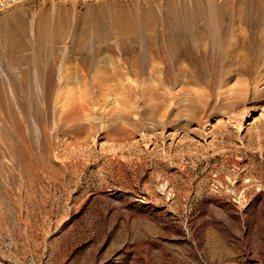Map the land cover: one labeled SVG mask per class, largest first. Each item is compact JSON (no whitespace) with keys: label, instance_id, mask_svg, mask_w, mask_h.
<instances>
[{"label":"rangeland","instance_id":"1","mask_svg":"<svg viewBox=\"0 0 264 264\" xmlns=\"http://www.w3.org/2000/svg\"><path fill=\"white\" fill-rule=\"evenodd\" d=\"M97 1L0 0V264H245L264 234V0H134L127 8L158 14L149 26L138 19L130 40L114 35L113 51L81 29ZM171 1L176 23L164 14ZM72 43L86 52L62 72ZM47 61L59 83L49 136ZM9 112L35 143L41 180L13 152L25 146Z\"/></svg>","mask_w":264,"mask_h":264},{"label":"bare ground","instance_id":"2","mask_svg":"<svg viewBox=\"0 0 264 264\" xmlns=\"http://www.w3.org/2000/svg\"><path fill=\"white\" fill-rule=\"evenodd\" d=\"M134 0H111V2H112V6L114 5V7L113 8H110V9H108L107 8V6L105 5V2H104V0L102 1V0H100L99 2L97 1V3H99V4H97L98 6H96V5H94V6H96V7H94V10H95V12L93 11V8L92 9H90L89 11L92 13H89L88 12V16L86 17V19L85 20H83V26H82V24H81V27H83V28H81V27H79V28H81V29H83V35L85 34V35H87V33L91 30V31H94V34L96 35V36H98V38L99 39H101L102 41H105V43H107V46L109 47L108 49H110L111 51H113V48L110 46V44H109V40L110 39H112L113 37H114V35H115V37L117 38H119V39H121V40H130V39H132V38H134L135 37V35H136V33H137V31H136V33H135V25L137 24V20L138 19H142V20H140L141 21V24H143V21L149 26L150 24H152L151 22H152V19H153V17L154 16H156L157 14H158V12H157V10H156V8L154 9V7H156V6H154L153 8H151V7H145L146 9H144V8H142L141 6H140V12L139 13H137L136 12V10H137V8H136V10H134V7H130L129 8V6H128V8H127V4L129 3V5H133V4H135V2H133ZM186 1V0H185ZM106 2H108V0H106ZM93 3V2H92ZM95 3V2H94ZM109 3V2H108ZM137 3V2H136ZM178 3V2H177ZM239 3V2H238ZM96 4V3H95ZM142 5V4H141ZM109 6V5H108ZM135 6V5H134ZM151 6V5H150ZM88 7H90V5L88 6ZM154 10H156V12L154 11ZM176 5H175V3H172V1H171V3H170V6H168V8H167V12H164V14L165 15H167V16H171V18H172V20L173 21H177V15H176ZM62 13H63V11H62ZM157 13V14H156ZM67 14L65 13L64 14V17L66 16ZM171 20V21H172ZM45 21H47V20H45ZM44 21V22H45ZM176 21H175V23H176ZM49 22V21H48ZM46 23V22H45ZM44 23V24H45ZM63 24H64V22H62ZM61 23V24H62ZM172 23V22H171ZM139 24V23H138ZM138 24H137V26H138ZM140 25V24H139ZM136 26V28H139V27H137ZM49 27V26H48ZM47 26H45L44 28H43V30H41L40 31V34L38 35V40H37V42H38V45H37V47H44L43 46V44L45 43V42H47V31H50V30H48L47 28H48ZM152 27V26H151ZM78 28V27H77ZM149 28V27H148ZM81 29H79V30H81ZM79 30H76V32L78 31L79 32ZM55 31V30H54ZM90 31V32H91ZM234 31V30H233ZM77 32V34L76 35H78L79 33ZM58 33V32H57ZM57 33H56V31H55V34L57 35ZM236 33V32H235ZM55 34H54V36L53 37H55ZM93 34V33H92ZM93 34V35H94ZM172 34V33H171ZM174 34V33H173ZM172 34V35H173ZM233 34V33H232ZM76 35H74V37H76ZM82 35V36H83ZM11 36V35H10ZM78 36H80V35H78ZM88 36H90V35H88ZM87 36V37H88ZM235 36V35H234ZM5 38H6V36H5ZM49 38V37H48ZM56 38V37H55ZM80 38V37H79ZM84 38H85V36H84ZM84 38H80L81 39V42H83L85 39ZM194 38H196V36H194ZM233 38V37H232ZM11 39V38H10ZM12 39H14V38H12ZM74 39V38H73ZM76 39V38H75ZM193 39V38H192ZM239 39V38H238ZM17 40H19V39H17ZM53 40V42H54V40L55 39H52ZM87 40V39H86ZM113 40H114V38H113ZM170 40V39H169ZM190 40V39H189ZM234 40V39H233ZM8 41V40H7ZM16 41V40H15ZM89 41V40H88ZM196 41V40H195ZM9 42H10V40H9ZM53 42H52V46L51 47H54L53 46ZM75 43H76V41H74ZM201 42H202V40H201ZM234 42V41H233ZM237 42V41H236ZM235 42V43H236ZM48 43H49V41H48ZM79 43H80V41H79ZM86 43V42H85ZM84 43V44H85ZM187 43V45H188V42H186ZM238 43V42H237ZM240 43V42H239ZM243 43H245V42H243ZM37 44V43H36ZM78 44V43H77ZM81 44V43H80ZM79 44V45H80ZM86 44H88V43H86ZM109 44V45H108ZM122 44V43H121ZM234 44V43H233ZM18 45V44H17ZM48 45V44H47ZM79 45H77L78 46V48L76 47V44H73L72 43V47L71 48H69L68 49V52H66V54H68L69 53V55H67V58L69 59V57L71 58H74L75 57V55L77 54V51L79 50V48H82L83 49V47H85L83 44H82V46L83 47H79ZM89 45V44H88ZM232 45V43L230 44V46ZM23 46H25V45H23ZM123 46V45H122ZM237 46H238V44H237ZM247 46V45H246ZM246 46H244L245 48H247V50H248V47H246ZM87 47V46H86ZM171 47H174L175 48V46H172L171 45ZM251 47V46H250ZM249 47V48H250ZM19 48V47H18ZM18 48H16V49H18ZM26 48H27V46H26ZM187 48V47H186ZM190 48V47H189ZM188 48V49H189ZM253 48V47H252ZM21 49H22V47H21ZM28 49V48H27ZM47 49V48H46ZM56 49V48H55ZM54 49V50H55ZM78 49V50H77ZM85 49V48H84ZM123 49H124V46H123ZM151 49V48H150ZM201 49V48H200ZM221 49V48H220ZM237 49H239V48H237L235 45H234V47H231L230 48V50L232 51V52H237L238 50ZM244 49V48H243ZM15 50V49H14ZM19 50H20V48H19ZM23 50V49H22ZM22 50H20V52L22 51ZM25 51H28V50H26V49H24ZM39 50V49H38ZM42 50V49H41ZM51 50H53V49H51ZM59 50H61V49H58V52H59ZM81 50V49H80ZM79 50V51H80ZM85 50H88V49H85ZM152 50H153V48H152ZM239 50H241V49H239ZM254 50V49H253ZM252 50V51H253ZM16 52H18V50H15ZM44 51V50H43ZM84 51V50H83ZM123 51H125V50H123ZM189 51V50H188ZM228 51V50H227ZM245 51V50H244ZM19 52V53H20ZM34 52H35V50H34ZM33 52V53H34ZM37 52V51H36ZM40 51H38L37 53H39ZM42 52V51H41ZM52 52V51H51ZM50 52V53H51ZM81 52V51H80ZM84 52H86V51H84ZM84 52H81V54L83 53L84 54ZM88 52H89V50H88ZM189 52H191V51H189ZM230 52V51H229ZM231 52V53H232ZM254 52V51H253ZM26 53V52H25ZM43 53H45V52H43ZM56 53H57V50H56ZM53 54H55V52L53 53ZM58 54H60V53H58ZM57 54V55H58ZM81 54H78V55H81ZM87 54V53H86ZM153 54V53H152ZM191 54V53H190ZM25 55V54H24ZM31 55V54H30ZM45 54H43L42 56H44ZM103 55V54H102ZM21 56H23V55H21ZM37 56H39V54L37 55ZM40 56H41V54H40ZM41 56V57H42ZM51 56H53L52 55V53H51ZM69 56V57H68ZM83 56V55H82ZM81 56V57H82ZM87 56V55H86ZM24 57H26V55L24 56ZM57 57V56H56ZM66 57V56H65ZM155 57V56H154ZM37 58V57H36ZM43 58V57H42ZM50 58V57H49ZM71 58V62H72V59ZM16 59V58H15ZM29 59V58H28ZM38 59V58H37ZM40 59V58H39ZM44 59V58H43ZM46 59V58H45ZM57 59V58H56ZM64 60H65V58H63ZM68 59L66 60V61H63L62 63H61V65H60V68L62 67V72H69V70H71V69H73L74 67H75V65L76 64H73V62H72V65H71V63L68 61ZM85 59V58H84ZM127 59V58H126ZM23 60H25V58L23 59ZM47 60V59H46ZM52 60V59H51ZM55 59H53V61H54ZM247 62H249L248 61V57H247ZM29 61H31V63H32V58L29 60ZM28 61V62H29ZM88 61V60H87ZM108 61V60H107ZM230 61V60H229ZM33 62H34V60H33ZM55 62V61H54ZM79 62V61H78ZM247 62H246V64H247ZM22 63V62H21ZM26 63V62H25ZM38 64L40 63L39 61L37 62ZM37 63H36V65H37ZM50 63H52V61L50 62ZM56 63V62H55ZM77 63V62H76ZM98 63V62H97ZM101 63V62H100ZM197 63H198V61H197ZM196 63V64H197ZM251 63V62H250ZM29 64V63H28ZM33 64V63H32ZM32 64H30V65H32ZM34 64H35V62H34ZM47 65H45L44 67H42L41 69H40V71H42L43 73H46V75H45V79H46V86H45V89H44V96H43V99L45 98V100H44V107H45V110H46V118H47V122H45L46 121V119H44L45 121V126H44V135L45 136H47L48 135V133H50L49 132V116H48V106H49V102L51 101V100H53L52 98L54 97V91L58 88H56V86H59V83H55L56 82V80L54 81L53 80V78H52V71H53V69H52V66L49 64V62L47 61V63H46ZM49 64V65H48ZM57 64V63H56ZM200 64V63H199ZM213 64V63H212ZM243 64V63H242ZM24 65V64H23ZM26 65H27V63H26ZM29 65V68L31 67ZM80 65H84V64H80ZM80 65H79V67H80ZM93 65V64H92ZM95 65H96V63H95ZM106 65V64H105ZM124 65V64H123ZM198 65V64H197ZM250 65V64H249ZM33 66V65H32ZM40 66H41V64H40ZM55 66H58V65H55ZM97 66V65H96ZM232 66V65H231ZM243 66V65H242ZM245 66H247V65H245ZM251 66V65H250ZM28 67V66H27ZM83 67V66H82ZM95 67V66H94ZM248 67V66H247ZM87 68H89V67H87ZM249 68V67H248ZM33 69V68H32ZM35 69V68H34ZM96 69V68H95ZM102 69V68H101ZM28 70V69H27ZM39 70V69H38ZM37 70V71H38ZM20 71V70H19ZM72 71V70H71ZM25 72H27L28 73V71H25ZM54 72V71H53ZM83 72V71H82ZM34 73V72H33ZM39 73V72H38ZM63 74V78H62V80H61V83L60 84H62V85H64V86H66V85H70L69 84V82H70V80H69V78H70V76H67L68 74ZM70 73V72H69ZM30 74H32L31 73V71H30ZM30 74H28V75H30ZM76 74V73H75ZM70 75V74H69ZM21 76V75H20ZM33 76V75H32ZM80 76V75H79ZM29 77H31V76H29ZM42 77V76H41ZM76 77H77V75H76ZM83 77V76H82ZM44 78V77H43ZM39 80H42V79H40V78H38ZM84 79V78H83ZM96 79H98V78H96ZM113 79V78H112ZM38 80V81H39ZM85 80V79H84ZM43 81V80H42ZM77 81V80H76ZM96 81V80H95ZM33 82V81H32ZM85 82H87L86 80H85ZM84 81H83V84L85 83ZM12 83H14V82H11V84ZM16 83V82H15ZM31 83V82H30ZM14 85V84H13ZM27 92L28 93H30L31 91H33L34 89H35V87H33V90H31V87H30V85H29V83H27ZM32 85H34L33 83H32ZM31 85V86H32ZM43 85V84H42ZM40 87V86H39ZM16 89V88H15ZM17 90V89H16ZM99 90V89H98ZM3 91V90H2ZM2 91H0V101H1V98H2ZM58 91H61V89H60V87H59V90ZM57 91V92H58ZM3 92H5V91H3ZM9 92V91H8ZM65 92V91H64ZM73 92V91H72ZM18 93V92H17ZM25 93V92H24ZM27 93V94H28ZM34 93H35V96H33V97H36V92H35V90H34ZM70 93V92H69ZM5 94V93H4ZM3 94V95H4ZM18 95V94H17ZM25 95V94H24ZM69 95V94H68ZM72 95H73V93H72ZM6 96V95H5ZM10 96V95H9ZM61 95L59 94V97H60ZM81 96H82V94H81ZM84 96V95H83ZM18 97H20V96H18ZM31 97H32V93H31ZM79 97V96H78ZM5 98H7V97H5ZM9 98V97H8ZM11 98V97H10ZM41 98V97H40ZM56 99H57V101H56V103L57 102H62V99H61V101L60 100H58V98H57V96L55 97ZM73 98H74V96H73ZM76 98H77V96H76ZM80 98V97H79ZM55 99V100H56ZM80 99H82V98H80ZM21 100V99H20ZM24 100V99H23ZM30 100H32L30 103V105H32V102H33V106H34V102L36 103V99H34V98H31ZM29 100V101H30ZM39 100L40 99H38V102H39ZM54 100V101H55ZM5 101H7V100H5ZM40 101H42V99L40 100ZM73 101V103H75L74 105H70V107H71V109H72V111H75V110H73V108L75 107V105H76V110L78 111V109L79 110H83V109H81V108H83L84 107V105H83V101H82V103L80 102V100H79V102H80V107L77 109V107H78V104L79 103H77L78 102V100H72V98H71V102ZM76 101V102H75ZM8 102V101H7ZM27 103H28V101H26ZM64 102V101H63ZM62 102V103H63ZM67 103L68 102H70V101H66ZM2 103V102H1ZM19 103V102H18ZM27 103H26V105H27ZM42 103V102H41ZM61 103V104H62ZM65 103V102H64ZM63 103V104H64ZM85 103V102H84ZM5 104H7L6 105V107L8 108V103H5ZM40 104V102L37 104V106ZM60 104V103H59ZM66 104V103H65ZM22 105V104H21ZM26 105H22V108H23V110H24V112H25V114L28 112V111H30L31 109H32V107H28V105H27V108H31L30 110H28V111H25V107H26ZM41 105V104H40ZM57 105V104H56ZM69 105V104H68ZM82 105H83V107H82ZM19 106V105H18ZM36 106V105H35ZM62 106V105H61ZM72 106H74V107H72ZM86 106V105H85ZM5 107V109H7ZM41 107V106H40ZM1 108V107H0ZM13 108V107H12ZM68 108H69V106H68ZM9 109V111H10V109L11 108H8ZM35 110H34V113L32 114V112H31V114H32V116L33 117H35V116H37V117H42V115H41V113H42V110L40 109V108H38V107H35L34 108ZM92 109V108H91ZM22 110V111H23ZM49 110H50V108H49ZM68 110V109H67ZM14 110H12V112H13ZM71 111V110H70ZM76 111V113H79V112H77ZM14 112H16V111H14ZM55 112H57V110H56V107H55ZM54 112V113H55ZM82 112V111H81ZM7 113V112H6ZM10 113V112H9ZM17 113V112H16ZM16 113H10V114H12V116H14V118H13V122H15V126L18 128V130L16 129V127L15 126H13L14 127V129H16L17 130V132L19 131V135L17 134V138L19 139L18 141H22L23 143H22V145L23 146H25V149L24 150H22V146H20V143L17 145H13L14 143H12V147H13V152L15 151L16 153H17V156H18V160L21 162V163H23V164H25V162H26V156L28 157V158H30L29 160H31V162L29 163V165H27V171H26V169H25V171L27 172V175H29L31 178L30 179H32V177L35 179L36 177H37V179H40L39 178V176H37L36 175V171L34 172V170H35V167L37 166H40V164H38L37 162L36 163H32V159H33V157H34V154H33V146L35 145V143L34 142H32V140H30L29 138H28V136H26V134H24V132L22 131L23 130V128H22V130H21V125L22 124H20V122L22 121H18V119L20 120V118H15V116L16 115H14V114H16ZM64 113V112H63ZM73 113H75V112H73ZM84 113V112H83ZM34 114H35V116H34ZM52 114V113H51ZM56 114V113H55ZM65 114V113H64ZM67 114V113H66ZM69 114V113H68ZM67 114V115H68ZM27 115V114H26ZM25 115V116H26ZM30 114L28 113V115L27 116H29ZM43 115H45L44 113H43ZM66 115V116H67ZM73 115V114H72ZM76 116H78V117H82L81 116V114H78V115H76ZM4 117H6V115L4 116ZM17 117V116H16ZM51 117V116H50ZM62 117H64V116H62ZM69 117H71V115L70 116H67V117H65V119H69ZM3 119V118H2ZM35 119V118H34ZM41 119V118H40ZM42 119V120H43ZM75 120H76V118H74ZM79 119H81V118H79ZM10 120V119H9ZM12 121V120H11ZM30 121H31V119H30ZM29 121V123H32V122H30ZM62 121H64V120H62ZM67 121H69V120H67ZM10 122V121H9ZM66 122V121H65ZM23 123V122H22ZM29 123H28V126L29 127H31L30 125H29ZM51 123V122H50ZM71 123V122H70ZM73 123V122H72ZM10 124H11V122H10ZM13 124V123H12ZM14 125V124H13ZM51 125V124H50ZM59 125H61V124H59ZM64 125H65V123H64ZM23 127H24V125H23ZM31 128H33V127H31ZM30 128V129H31ZM43 128V127H42ZM41 128V129H42ZM58 128H59V126H58ZM25 129V128H24ZM61 129V128H60ZM72 129H73V127H72ZM15 130V131H16ZM32 130H34V129H32ZM43 130V129H42ZM42 130H41V133H43L42 132ZM31 131V130H30ZM30 131H29V134H31L30 133ZM51 131V130H50ZM71 131V130H70ZM25 132H26V130H25ZM32 132V131H31ZM53 132H54V130H53ZM32 135V134H31ZM42 135V134H41ZM2 136V135H1ZM18 136H21V137H18ZM44 136V137H45ZM49 136V135H48ZM6 137V135L4 136V138ZM43 137V136H42ZM43 137V138H44ZM3 138V139H4ZM39 138V137H38ZM33 139V138H32ZM45 139H48L47 137H45ZM5 140V139H4ZM44 140V139H43ZM61 140V139H60ZM6 141V140H5ZM20 141V142H21ZM45 142H46V140H44ZM7 142V141H6ZM5 143V142H4ZM7 144V143H6ZM34 144V145H33ZM44 144V143H43ZM5 145V144H4ZM8 146V145H7ZM47 146V145H46ZM39 147H40V145H39ZM44 147V146H43ZM10 148H11V146H10ZM48 148V147H47ZM39 149V148H38ZM41 149V148H40ZM43 149H46V147L45 148H43ZM39 151V150H38ZM50 151V150H49ZM46 153V152H45ZM37 156V155H36ZM36 156H35V158H36ZM40 156V155H39ZM38 156V157H39ZM43 156V158H45L44 157V155H42ZM51 156V155H50ZM34 158V159H35ZM50 158V157H49ZM46 159V158H45ZM44 159V160H45ZM38 160V159H37ZM43 160V161H44ZM49 160H51V158L49 159ZM67 160V159H66ZM36 161V160H35ZM39 161V160H38ZM40 162V161H39ZM48 162V161H47ZM52 162V161H51ZM22 164V166H24ZM51 164V163H50ZM42 165V164H41ZM46 165V164H45ZM65 165V164H64ZM26 166V165H25ZM43 166V165H42ZM41 166V167H42ZM75 166V165H74ZM65 168V167H64ZM37 169V168H36ZM66 169L67 170H70V171H74L75 170V168H70L69 167V165H68V168L66 167ZM77 169V168H76ZM40 171V170H39ZM48 171V170H47ZM56 171V170H55ZM64 171H66V170H64ZM43 172V171H42ZM46 172V171H45ZM64 173V172H63ZM47 175V174H46ZM63 174H61V176H62ZM45 176V175H44ZM44 176L42 177V179L44 178ZM65 176V175H64ZM50 177V176H49ZM51 178H52V175H51ZM55 178H56V175H55ZM67 179V178H66ZM33 180V179H32ZM32 180H30V182L32 181ZM41 180V179H40ZM46 180V179H45ZM48 180V179H47ZM51 180V179H50ZM54 181V180H53ZM62 181H65L64 179L62 180ZM32 183H33V181H32ZM37 182H35V184H36ZM51 183V182H50ZM56 183V182H55ZM58 183V182H57ZM63 183V182H62ZM234 183V182H233ZM34 184V183H33ZM33 184H31V185H33ZM47 184V183H46ZM60 184H61V182H60ZM43 185V184H42ZM52 185H53V183H52ZM64 185V184H63ZM162 189H163V191L165 192V193H167L168 194V196H169V190H168V188L167 187H165L164 185H162ZM45 191V190H44ZM47 191V190H46ZM110 196V195H109ZM84 202V201H83ZM232 213V215H233V218L234 219H237V216H238V213L236 212V211H233V212H231ZM235 223V222H234ZM238 234L239 236H241V235H243V233H244V231L242 230V231H237V232H235V234ZM236 236V235H235ZM204 247V246H203ZM206 248V247H205ZM259 249L261 250L260 252L258 251V252H254V250H250V249H248V258H247V260H246V263L245 264H264V234L263 235H261V245H260V247H259ZM206 250V249H205ZM258 250V249H257ZM204 251V250H203ZM208 251V250H207ZM178 264V263H177Z\"/></svg>","mask_w":264,"mask_h":264}]
</instances>
